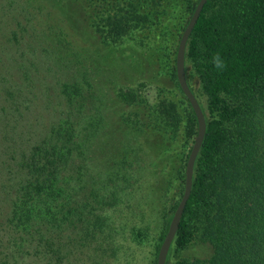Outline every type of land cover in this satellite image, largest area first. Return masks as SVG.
I'll use <instances>...</instances> for the list:
<instances>
[{
	"label": "rangeland",
	"instance_id": "obj_1",
	"mask_svg": "<svg viewBox=\"0 0 264 264\" xmlns=\"http://www.w3.org/2000/svg\"><path fill=\"white\" fill-rule=\"evenodd\" d=\"M198 1L191 11L184 0H173L167 15L159 8L152 17L157 25L134 26L110 42L103 4L98 19L87 0H0V264H156L165 227L183 194L181 175L196 137L174 74L178 43ZM185 70L206 109L188 60ZM69 84L84 85L74 107L63 95ZM122 94L134 101L125 102ZM160 103L180 117L177 127L164 126L166 132L152 114V106ZM75 115L84 124L90 116L99 118L100 128L84 152L102 196L92 205L98 219L81 209L84 187L69 205L75 209L69 217L74 223L41 231L40 238L11 218L12 202L25 181L21 155L46 139L61 119ZM77 211L85 215L78 213L77 219ZM88 217L101 227L87 224ZM88 228L93 238L86 236ZM191 232L184 250L172 246L166 264L211 255V247L196 238L195 226Z\"/></svg>",
	"mask_w": 264,
	"mask_h": 264
},
{
	"label": "trees",
	"instance_id": "obj_2",
	"mask_svg": "<svg viewBox=\"0 0 264 264\" xmlns=\"http://www.w3.org/2000/svg\"><path fill=\"white\" fill-rule=\"evenodd\" d=\"M172 1L87 3L98 19L100 4L108 10L102 20L105 38L115 42L134 26L157 25L152 17L159 14V8L167 15ZM184 1L186 9L192 11L193 0ZM217 53L226 64L223 71L212 64ZM187 60L193 64L190 73L198 75L200 91L206 97L205 109L188 84L205 116L206 132L194 164L191 194L170 249L173 246L176 251L184 250L195 226L196 238L207 243L212 252L207 259L180 260L175 264H264V0H207L187 41ZM174 78L179 87L176 72ZM83 90L84 85L63 86V95L71 107L78 105ZM121 98L127 103L134 101L132 95L122 94ZM187 104L195 135V115ZM152 114L163 122L165 132L164 126L179 125L178 112L166 104L153 105ZM98 120L90 116L84 124V118L78 115L63 118L46 139L21 155L25 181L11 206V218L19 228L43 238L41 231L74 223L69 217L75 209H69V205L84 187H88V192L81 209L98 219L92 213V205L98 204L102 196L95 188L96 176L89 173L84 156L100 128ZM67 167L70 175H66ZM109 178L106 177L107 184H111ZM184 180L185 173L181 175ZM115 194L113 191L110 196ZM79 215L82 218L85 214ZM92 219L88 217L85 222L101 227ZM168 226L169 223L165 234ZM85 234L88 238L94 236L89 228Z\"/></svg>",
	"mask_w": 264,
	"mask_h": 264
},
{
	"label": "water",
	"instance_id": "obj_3",
	"mask_svg": "<svg viewBox=\"0 0 264 264\" xmlns=\"http://www.w3.org/2000/svg\"><path fill=\"white\" fill-rule=\"evenodd\" d=\"M206 2L207 0H199L198 3L196 4L193 14L181 35L176 51L175 72H176L177 82L195 115V119L197 123V134L186 162L183 194L171 218L165 237L160 245L157 254L156 264H166L169 249L178 231L186 203L189 200L191 194L194 164L198 156V153L201 149L206 132L205 116L203 114L199 102L197 101L196 97L194 96V94L192 93V91L188 86L186 80V74H185V51H186L187 41L192 33L195 24L197 23V20Z\"/></svg>",
	"mask_w": 264,
	"mask_h": 264
},
{
	"label": "clouds",
	"instance_id": "obj_4",
	"mask_svg": "<svg viewBox=\"0 0 264 264\" xmlns=\"http://www.w3.org/2000/svg\"><path fill=\"white\" fill-rule=\"evenodd\" d=\"M213 67L217 70L223 71L226 67V64L219 53L215 54L212 59Z\"/></svg>",
	"mask_w": 264,
	"mask_h": 264
}]
</instances>
